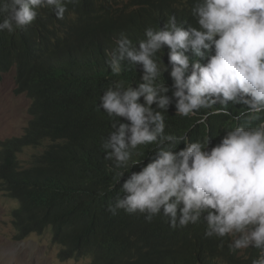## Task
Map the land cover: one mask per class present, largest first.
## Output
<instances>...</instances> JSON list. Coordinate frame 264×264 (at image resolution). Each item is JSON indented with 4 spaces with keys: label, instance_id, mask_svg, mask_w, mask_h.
Returning a JSON list of instances; mask_svg holds the SVG:
<instances>
[{
    "label": "trees",
    "instance_id": "obj_1",
    "mask_svg": "<svg viewBox=\"0 0 264 264\" xmlns=\"http://www.w3.org/2000/svg\"><path fill=\"white\" fill-rule=\"evenodd\" d=\"M191 3L78 0L67 6L63 20L41 10L25 29L0 32V80L15 68L16 92L30 101V121L22 135L0 141V193L17 202L10 211L15 242L50 230L62 262L88 258L89 264H251L255 251L244 259L230 253L227 243L218 248L220 241L206 239L202 224L173 230L162 215L147 222L139 213L117 210L113 215L107 210L124 195L115 174L127 176L140 166L116 169L104 159L101 145L113 130L112 120L97 105L115 81L135 87L140 72L129 67L114 75L105 53L116 47L121 34L136 43L144 39L147 27L159 30L172 15L178 23L195 26ZM166 51L156 58L163 56L167 63ZM160 81L172 84L167 72ZM242 110L229 105L230 115L196 124L205 110L182 118L170 107L165 131L177 136L187 132L192 141L210 137L215 144ZM155 147L140 146L134 159L146 165Z\"/></svg>",
    "mask_w": 264,
    "mask_h": 264
},
{
    "label": "clouds",
    "instance_id": "obj_2",
    "mask_svg": "<svg viewBox=\"0 0 264 264\" xmlns=\"http://www.w3.org/2000/svg\"><path fill=\"white\" fill-rule=\"evenodd\" d=\"M77 2L0 0V32L25 29L41 10L63 20ZM190 13L195 26L172 15L159 30L147 27L136 43L121 34L105 53L114 75L129 67L140 72L135 87L115 81L97 105L112 120L101 145L104 159L116 169L140 166L127 176L115 174L124 195L107 210L139 213L147 222L162 215L173 230L202 224L204 237L220 241L218 248L227 243L244 259L255 251L251 264H264V0H192ZM166 72L170 86L160 81ZM229 105L242 107L244 122L238 119L215 144L210 137L192 141L187 132L165 131L170 107L182 118L205 110L196 121L205 124L211 116L230 115ZM147 145L156 147L144 165L134 156Z\"/></svg>",
    "mask_w": 264,
    "mask_h": 264
},
{
    "label": "rangeland",
    "instance_id": "obj_3",
    "mask_svg": "<svg viewBox=\"0 0 264 264\" xmlns=\"http://www.w3.org/2000/svg\"><path fill=\"white\" fill-rule=\"evenodd\" d=\"M15 71L3 74L0 80V141L18 137L27 126L29 101L17 94ZM16 202L0 193V264H88V260L59 261L58 246L51 242L50 232L30 235L22 242L13 240L10 211Z\"/></svg>",
    "mask_w": 264,
    "mask_h": 264
}]
</instances>
